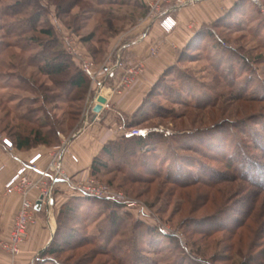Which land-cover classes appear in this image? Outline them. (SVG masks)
Instances as JSON below:
<instances>
[{"label":"rangeland","instance_id":"1","mask_svg":"<svg viewBox=\"0 0 264 264\" xmlns=\"http://www.w3.org/2000/svg\"><path fill=\"white\" fill-rule=\"evenodd\" d=\"M53 1L40 0L45 7L42 22L54 28L69 55V43L78 49L82 57L71 56L79 69L83 70V58L93 61L98 69L108 62H117L113 60L114 53H108L110 44L119 32L128 30L129 25L113 35L110 27L122 25L107 16L117 18L126 12L134 13L127 7L129 4L124 7L94 5L83 11V6L74 7L73 3L70 12L68 9L67 14L58 17ZM88 1L91 0H81L80 4ZM134 1L140 0H132L131 4ZM30 2L26 1V7ZM23 3L24 0H0V138H7L9 130L16 133L20 126L23 131L37 128L38 122L31 119L25 120L26 124L21 122L19 118L23 115L42 121L48 115L52 122H58L60 146L62 141L68 145L80 132L90 128L94 131L98 120V114L91 119L95 98L102 86L112 85L113 81L106 79L101 70L96 80L91 79L93 91L85 106L84 102L68 103L65 98L55 103L45 102L43 97L57 95L58 91L31 62L40 50L39 45L28 37L23 40L7 34L8 25L24 19L27 14L23 11L13 18L2 14L3 9L17 12ZM236 3L223 10L216 21L201 26L204 31L198 44L179 51L149 88L144 97L147 100L143 99L132 114L110 106L107 110L114 116L113 123H104V128L96 126L97 133L99 129L106 131L100 143L109 136V140L122 143L110 130L131 120L135 113L140 123L134 128L158 132L167 139L154 150L145 148L138 156L119 151L97 177L91 176L89 171L85 177L107 186L113 194L122 195L120 198L97 197L115 202L108 209L95 199H88L95 196L77 190H72L67 201L75 199L77 217L83 213L81 226L87 238L98 239L99 245L107 241L109 247L117 249L114 260L90 252L93 247L86 242L77 247L76 241L68 248L62 246L64 252L47 258L46 264H240L251 251H258L259 240L254 241L252 231H264V191L243 181L241 173L249 172L258 181L264 179V152H244L260 165L259 168L244 165L241 159L235 160L234 152L246 131L255 132L257 140L264 137V0H241L238 6ZM92 32L96 34L95 42L88 45L82 39ZM98 47L106 49L104 61H101L102 56H93ZM122 65L126 67L124 59ZM31 84H35L34 87ZM65 112L80 115L82 124L76 133L72 131L76 128H71V119L65 118ZM245 144L252 148L255 145L251 141ZM97 146L99 152L101 147ZM207 150L212 155H202ZM230 157L233 164L228 163ZM73 158L78 161L76 156ZM139 160L142 161L136 163ZM235 168L238 171H234ZM166 176L178 178L180 182H166ZM195 178H200V182H191ZM250 201L255 206L252 216L246 222L244 219L245 223L238 229L226 232L235 221H242ZM53 202L52 197L50 206L54 209ZM53 209L49 218L55 219L58 226L60 209ZM113 211L120 216L121 230H113L115 227L110 225L108 215ZM73 227V234L77 235L76 225ZM217 227L219 230H214ZM198 229L209 231L210 235L203 237L197 233ZM57 240L60 241V236ZM38 257L33 264L39 263Z\"/></svg>","mask_w":264,"mask_h":264},{"label":"trees","instance_id":"2","mask_svg":"<svg viewBox=\"0 0 264 264\" xmlns=\"http://www.w3.org/2000/svg\"><path fill=\"white\" fill-rule=\"evenodd\" d=\"M24 1L25 3H23V7L20 9L17 8L18 10L17 12L11 13L10 9H3L2 14L4 17H11V18L19 16L20 14H22L23 11H25L24 14H27V16L24 19L18 20L14 24L10 23L8 25L9 30H7V34H11V36H16L19 38L22 37L23 40L24 38L28 37V40H31L35 44L39 45L38 47L40 48V50L38 51L37 54H34V56L31 58V62L36 66V68L39 70V72L43 76H45L46 78L50 80V82H52V84L55 86L56 90L58 91L57 95L43 97V99L45 100V102L55 103L56 101H58L59 98H65L67 99L68 103L69 102L73 103V101L74 102L78 101V102H81L80 104H83L84 102V106H85V102L87 98L89 97V94L91 93V91H93L91 78L87 76L86 73L82 69H79V67L76 66L72 56L69 55L67 51L64 49L63 44L61 43L60 38L58 37L54 28L51 25H48L47 23L45 24L44 22H42L43 17L45 16V14H43V11H45V7L40 3V0H31L30 6L27 5V7H26V1H29V0H24ZM91 1H92V4L90 3ZM91 1L90 2L88 1L89 3H86V4L85 3L80 4L81 0H55L53 1V5L56 6L58 17H63L65 14L68 13L67 11L71 7V4L73 3H74L73 4L74 7L83 6L82 7L83 11L87 10L88 8L94 5L102 6L106 4V5L114 6V7L118 5L124 7V6H127V4H129L130 6H127V7H131L134 13L126 12L122 17L119 16L120 18L107 16V18H109L110 21H115L118 23L120 22V24L122 25V27L120 28L112 27V26L110 27L109 31L112 30V32L110 33H112L113 35L115 33H118L119 30L123 28L124 26L126 27L129 24L135 23V18H136L135 14L137 11H141L142 13H146L148 11L147 6L145 5V0H142V2H144V5H139L135 1H134L135 3L131 4L132 0H91ZM239 1L236 3V6H238ZM69 12H70V9H69ZM203 31H204V28L201 27L198 33L187 44L186 46L187 49H191L195 47L196 44H198L200 40L199 37H201ZM95 38H96V34L95 32H92L88 36L84 37L82 40L83 42L89 45L95 42L94 41ZM102 38H104V36H102ZM106 40L107 38L103 40L102 46H105ZM105 52H106V49L104 48L102 49V47H98L97 49L94 50V53H97L96 56L93 53L91 54H93L94 57H97V55L99 57L102 56L103 60L101 61H104L103 55L105 54ZM231 58L233 59L235 58V56H231ZM223 63L224 61H222L221 65ZM34 85L35 84H31L30 86L34 87ZM73 93H75L74 97H72L71 95ZM144 100H147V99L145 98ZM81 108H82V105H81ZM80 111H83V109ZM141 111L142 110H139V112ZM95 115L96 113L92 115L91 119H93ZM65 116H66L65 118L71 119V124H72L71 128L73 127L76 128V130L72 129V131L76 133L78 129L81 128L80 125L82 124L79 119L80 115H74L73 113L72 114L66 113ZM19 119L21 122L31 119L33 122L36 121L38 123L36 124L37 125L36 129H30L28 131H26L25 129V131H23L20 126L18 127V130L15 131L16 133L11 132L10 130L8 133H6V137L13 142V145L16 149L31 150L39 146H44L48 148H52V147L57 148L60 146L59 133H61V131H59L58 122H56L55 120L52 122V117L46 115L44 121H42V119L40 120L33 119L32 116L30 115H23ZM139 123H140L139 117H137V115L134 113L131 120H128L127 122L124 121L121 124L124 126L126 130L134 131V130H140V129L134 128ZM248 132L249 131H246V133L244 134L243 141H241V143L237 145L236 147L237 150L234 152V158L235 160L241 159L244 165L248 163V164H251L252 167L254 166V167L259 168L260 165L254 163L253 160H250V158L244 152L246 150L248 151L249 150H253V151L259 150V151L264 152V137L263 139L257 140L255 138L257 137L255 135L256 134L255 132L253 133L252 130H250V133ZM68 133H70V135L72 134L69 129H68ZM246 138H248L249 140H247ZM119 139H120V142L122 143L117 142V140H108L102 146L101 150L94 157L91 163V167H90L91 176L97 177L98 175L101 174L102 170L105 171L108 161L111 160L112 157H114L116 153H119V151L128 153L130 154L129 156H138V154H140V152L144 150L145 148L152 147V149L154 150L155 147L166 143V140H167L164 138L162 134H159L158 132H149L146 136H133L130 138L119 137ZM250 141L255 144L253 148L250 145L245 144L246 142H250ZM206 146L208 147V145ZM211 146H213V144H209V147ZM202 153H203L202 155L205 154L204 156L212 155V153L209 151L207 153L206 152H202ZM225 158H228V156H225ZM228 160H229L228 163L232 162L233 164L234 161L231 160V157ZM141 161L142 160H139L136 163H140ZM232 164H228V167H231ZM234 171H238V168H235ZM256 174L257 173H255L254 175ZM202 175H205V173H203ZM241 177L243 181L257 186L262 192L264 191V179L262 180L260 179L261 181H258L255 178H253V176L249 175V172L241 173ZM213 178L214 177H212L211 179L214 180ZM165 181L166 182L174 181L173 183H177L178 181L180 182V179L178 178L170 179L166 176ZM191 182H200V178H195ZM88 199L89 200L95 199V201H98L99 203L104 204V206H106L107 209L110 207V205L115 204V202L99 199L97 197H90ZM74 200L75 199L70 200L69 202L65 203L63 207L59 210L58 216H57L58 226H57L55 235L53 237L52 242H50V244L39 253V257H38L39 263L38 264H46V262H48L47 258L54 257V256H60L61 253L64 252L65 250L64 248H62V246H64L65 248H68L71 243L76 242V241H77L76 242L77 247L82 246L84 242H86L87 245L90 244L91 247H93V249H91L90 252L97 253L99 255L101 254L107 255L111 257L112 260H114L113 257H115L117 254L116 248L109 247L107 244V241L105 244L99 245L97 243L98 239H93V238L90 239L86 237L85 230L81 226L83 213L81 214L79 213L80 216L77 217L78 209L76 208L77 205L74 202ZM254 207L255 206L251 202V204H249V208L247 209V211L242 215L244 217L242 221L241 220L235 221L232 227L226 229V232H228L229 229L230 231L231 230L234 231L236 228L238 229L239 227H241L252 216L253 211L255 210ZM108 219L110 221L111 227L112 228L115 227L113 230L120 229L122 222L120 220V216L118 213H116L115 211L111 212L108 215ZM244 219H245V222L243 221ZM74 225H76V228L78 231L77 235H74L75 233L73 234V231H72V228H74L73 227ZM63 230L66 231L64 234L62 232ZM214 230H219V229L217 227ZM207 232L209 231H206L204 229H198L197 231V233L199 235H202L203 237H205L206 235H210V232L208 234ZM0 234H1V231H0ZM114 235H116V233L113 234V236ZM59 236H60V241L57 240V237ZM252 236L255 237L254 241L259 240L258 242L260 244V246H258L259 249L256 253H253L254 251H251L252 253H249L246 257H243V260L241 261L240 264H264V231L262 230L260 231V229L253 230ZM254 244H257V243L255 242Z\"/></svg>","mask_w":264,"mask_h":264},{"label":"crops","instance_id":"3","mask_svg":"<svg viewBox=\"0 0 264 264\" xmlns=\"http://www.w3.org/2000/svg\"><path fill=\"white\" fill-rule=\"evenodd\" d=\"M237 1L239 0H204L196 5L184 7L173 15L178 24L175 30L169 34L162 31L158 20L149 16V10L146 13L137 11L135 23L129 24L128 30H123L115 36L108 53H114L115 58L113 60L120 58L122 62L124 59L126 67L140 61L144 62L145 72L130 89L125 90L122 94H117L115 87L123 74L122 71L119 72L118 79L111 80L113 81L112 85L106 84L101 87L98 97L106 98L113 109L127 115L132 114L144 99L149 88L172 64L179 51L187 46L201 26L216 21L221 17L223 10L229 9ZM138 4L144 5V2L140 0ZM153 49L157 51L155 55H152ZM110 112L107 109L102 110L97 116L98 123L96 122L94 125V131H91L90 128L80 132L67 145V150L63 155V165L68 174L77 178L88 175L91 163L99 153L97 144L102 148L101 143L105 144L111 139L109 136L100 143L106 131L99 129L97 133L96 129L97 125L99 128H104V123L106 125L113 123L114 116ZM55 149V147L39 146L31 150H18L15 147L13 150H8L0 144V240L9 238L22 199L19 194L6 195L5 184L16 174L21 165L27 164L30 159L38 154H41L42 157L37 161V167L39 170L48 169L52 159L51 154L54 153ZM73 156H76L78 161ZM28 176L32 181H38L41 178L40 174L36 172H31ZM47 183L49 184V181ZM71 195L72 189L69 185L57 184L52 195L55 204L54 209H60ZM30 197L35 201V204L41 199L40 192L37 190H32ZM51 209L53 208L47 203H42L40 211H37V222L30 227L29 237L18 257L20 264H33L36 256L49 245L52 233L57 227L56 220L49 218ZM0 264H10L8 257L1 252Z\"/></svg>","mask_w":264,"mask_h":264},{"label":"built area","instance_id":"4","mask_svg":"<svg viewBox=\"0 0 264 264\" xmlns=\"http://www.w3.org/2000/svg\"><path fill=\"white\" fill-rule=\"evenodd\" d=\"M202 1L204 0H145V5L149 10V16L158 20L162 31L169 34L175 30L178 24L173 15L184 7L196 5ZM67 50L72 56L82 57L72 43H69ZM156 53V49H153L152 55ZM82 67L86 75L94 80H96L101 70L104 77L109 80H117L119 72L122 71L123 74L120 76L118 84L115 87L117 94H122L125 90L130 89L145 72L144 62L140 61L124 67L120 58H117L116 63L110 64L108 62L104 64L101 69H98L93 61L83 58ZM97 99L98 95L95 98L96 104L98 103ZM109 108L110 104L106 102L103 105V109ZM110 131L119 137L126 138L146 136L149 133V130H126L122 124ZM0 144L8 150L14 149L13 142L8 138H0ZM66 150L67 144L64 141L51 154L52 159L46 170H39L37 161L42 155H36L27 164L21 165L16 174L5 184L6 195L19 194L22 198L20 208L14 218L13 228L9 238L0 240V252H3L10 258V264H20L18 257L21 254L24 243L29 237V229L38 219L35 201L30 197L32 190L39 191L40 196L43 197V203H47L48 206H50V201H52L53 191L59 183H65L72 190H77L79 193L95 197L106 196L108 198H120L122 196L121 194H113L110 188L98 181L90 179V177L77 178L68 174L63 165V155ZM31 172L40 174L41 178L38 181H32L28 176ZM47 181H49V184Z\"/></svg>","mask_w":264,"mask_h":264},{"label":"water","instance_id":"5","mask_svg":"<svg viewBox=\"0 0 264 264\" xmlns=\"http://www.w3.org/2000/svg\"><path fill=\"white\" fill-rule=\"evenodd\" d=\"M97 101H98V103L95 105L93 111H94V113L99 114L102 111L103 105L106 104L107 100H106V98L99 96ZM42 203H43V198L41 197V199L39 201H37L35 204V209L37 211H40Z\"/></svg>","mask_w":264,"mask_h":264}]
</instances>
